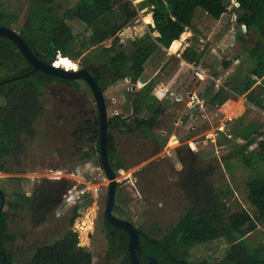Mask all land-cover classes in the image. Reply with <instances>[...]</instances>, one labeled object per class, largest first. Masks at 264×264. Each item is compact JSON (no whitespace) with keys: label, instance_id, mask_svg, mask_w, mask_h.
<instances>
[{"label":"rangeland","instance_id":"obj_1","mask_svg":"<svg viewBox=\"0 0 264 264\" xmlns=\"http://www.w3.org/2000/svg\"><path fill=\"white\" fill-rule=\"evenodd\" d=\"M77 1L55 0L51 10L60 13L63 8H72ZM139 3L135 2L137 5ZM231 3L227 12L217 21L201 9H196L188 30L193 34L187 36L188 42L189 46L202 54L200 64L212 79L201 83L193 78L186 67L183 68L176 83L182 100L176 103L171 115L158 118L156 122L146 121L144 115L133 113L132 105L125 96L126 92H132V81L120 79L110 82L112 79L105 77L104 63L118 50L116 46H112V39L99 47L83 49L79 41L87 37L89 31L77 20L67 21L76 39L72 45L66 47L72 51L66 57L77 69L92 66L94 70L91 72L101 75L107 120L115 115L127 119L130 117L129 126L123 132L117 129L110 131L118 157L127 168L115 172V205L123 212L119 214L114 211L113 214H123V218L131 221L144 235L160 239L164 231L176 223L187 209L188 202L191 201L188 192L194 190L193 184L199 186L203 181L208 183L211 187L210 194L217 198L223 219L214 225L215 230L206 229L203 232V241L190 250L188 261L192 263L203 260L214 263L222 258L227 244L219 234L223 232L230 215L242 210L252 216L256 214L247 201L245 188L253 171L245 169L241 160L235 156L239 145L243 143L235 134L241 128L254 123L264 138V111L248 103L245 95L233 94L229 102L219 108L207 105L202 100L203 111L198 105L190 109L186 105V93L198 95L211 83L230 87L233 81H242L256 63L249 55L251 48L259 41L264 48V39L259 40V35L264 30L263 25L250 16L243 19L246 24L238 23L242 13L235 11L233 0ZM0 7L7 14L17 15V22L11 29L18 35L21 27L29 31L37 23L34 16H31L35 4L30 0H0ZM147 14L144 10L140 12L129 29L125 28V31L123 29L119 33L123 47L148 32L145 22L148 17L149 20L151 18ZM156 36V33H152V37ZM59 56L60 51L55 59ZM165 59V54L155 52L145 64V75L151 74ZM180 67L179 63L171 59L169 66L161 70L158 77L164 79V76L178 71ZM15 70L8 69L7 73L12 74ZM0 73V76H4L6 71ZM115 83L116 88L113 87ZM134 84L137 89L142 87L138 81ZM251 90L254 96L260 95L264 100L262 79L256 80ZM39 93L42 114L34 124L35 136L23 142L24 152L19 155L21 171L0 173V190L4 193L2 210L9 213V232L15 235V242L9 247L14 253V260L17 264H30L34 261L37 263L40 258L50 254L52 249L49 248L58 244L72 229L77 234V241L75 250L68 254L71 258L69 262L119 264L120 260L106 259L108 239L104 230L103 212L108 181L101 168L99 154L92 152L89 143H82L80 148H72V135L77 123L82 117L95 116V100L82 83L78 91L73 87L53 83L39 90ZM3 104L4 100L0 98V106ZM178 120L180 123L175 125ZM161 131L165 133H160ZM190 132L193 139L184 140ZM149 134H161L167 139L161 151L155 155L154 150L161 142L150 141L147 138ZM209 135L211 139L207 138ZM255 148L256 145H252L250 150ZM12 168L19 169L16 165ZM257 171L264 178L262 166ZM57 172H61V175H56ZM15 179L22 182L16 183L13 181ZM43 179L52 182L64 181L62 185L66 184V188L61 196V204L49 214L35 218H32L24 205L17 211H11L6 202L12 204L17 199L14 191L20 188L24 194L22 200L24 197H32ZM72 217L74 220L70 222ZM247 241L249 245L264 243V222L247 235Z\"/></svg>","mask_w":264,"mask_h":264},{"label":"trees","instance_id":"obj_2","mask_svg":"<svg viewBox=\"0 0 264 264\" xmlns=\"http://www.w3.org/2000/svg\"><path fill=\"white\" fill-rule=\"evenodd\" d=\"M30 1L35 4L31 16H34L33 19L37 23L29 31H26L25 27H21L20 36L39 60L52 64L56 60L58 51L62 57H66L72 52L66 47L72 45L76 37L67 21L77 20L85 30L89 31V35L79 41L81 48H96L109 39H112V46L118 48L116 53L106 61L107 63H104L106 65L104 67L105 77H110L112 79L110 82L128 79L133 84L140 76L144 75L146 62L155 52L160 51V47L167 49L171 46L169 51L173 53L179 49L181 41L185 39L184 32L188 31L192 25L196 9H201L212 19L219 20L232 5L231 0H146L137 6L132 2L135 0H78L72 8H63L60 13H55L51 10L55 0ZM234 1L238 4L235 11L242 13L238 23L246 24L243 19L250 16L264 27V0ZM143 10L152 14V19L149 20L148 17L149 21L147 20L145 23H153V26H148V32L123 47L120 44L119 33L132 25ZM17 19L16 14H7L5 9L0 7V26L11 28ZM152 33H156L157 36L152 37ZM260 39H264V30L259 35ZM249 55L256 60V63L242 81H233L229 85L230 87L220 86L216 90L212 83L205 88L201 98L207 105L219 108L231 98L232 94L245 95L248 103L264 111V100L260 95L254 96L251 90L258 79H262L264 84V48L260 41L251 48ZM201 58L200 52L189 47L180 53L179 58L169 57L161 70L169 66L171 59L176 63L183 60L187 63L198 64ZM20 66L23 67L21 71L7 73L8 69H16ZM93 68L90 66L85 69L93 76L102 91V77L96 72L93 74L91 72L94 70ZM0 69L6 71L4 76H0V83L11 77L19 76L29 69L15 45L9 39L1 36ZM53 83L73 87L77 91L80 90V83H82L89 89L81 80H64L42 72H35L29 77L0 84V98L4 100V104L0 106V173L21 171L19 155L24 152L25 144L23 142L35 136L34 124L42 114L39 90ZM156 85L157 80L151 79L138 91L125 93L126 100L131 103L134 114L139 115L142 110L146 111L148 114L146 121L156 122L161 116L160 101L153 95ZM82 118L77 123L72 135V148L74 146L80 148L82 143H89L92 146V152L99 154L98 112L96 110L95 116L89 115ZM128 119L115 115L107 120L108 160L114 172L127 168L124 161L118 157L114 137L110 131L117 129L119 132H123L124 128L129 126ZM240 120L241 118L238 119V122ZM131 131L133 132L132 129ZM192 136L193 134L190 132L187 138ZM235 137L243 142L239 145L235 156L241 160L245 169L253 171L252 177L246 181L245 188L247 201L254 208L256 214L252 216L242 210L227 218L226 226L219 234V237L226 242L227 248L219 261L214 263L208 260L197 263L189 262V252L203 241L205 236L203 232L206 229L215 230L214 225L219 224L223 219V214L218 208L217 198L210 194V185L204 181L199 186L192 183L194 190L188 192L191 201L188 202L187 209L176 223L171 224L160 239H153L146 235L140 237V253L137 256L139 264H145L148 256L154 257L159 264H264V243L249 245L247 241V235L264 222V178L257 171L260 166L264 170V138L254 123L241 128ZM147 138L152 142H161L159 147L154 150L153 155L159 153L167 141L161 134H149ZM252 145H256V148L250 150ZM84 156L89 158L87 154ZM13 165L19 169H13ZM13 181L22 182L20 179ZM62 183L64 181L52 182L43 179L36 194L32 197H24V203L21 199L24 194L18 188L14 191L17 199L12 204L8 203L9 201L6 202V205L11 207V211H17L24 205L32 218L47 215L61 204V196L66 188V184L62 185ZM114 210L119 214L123 212L116 205ZM122 216L124 215L122 214ZM73 220L72 217L70 222ZM8 221L9 213L2 210L0 212V252L5 254V264H17L13 251L9 249L15 242V235L9 232ZM104 227L108 239L107 261L115 259L121 261L119 264H130L127 255L128 237L126 233L106 221ZM76 239V234L69 231L58 244L49 248L52 249L50 254L40 258L37 263L34 261L30 264H73V262H69L71 258L68 257V254L75 250ZM1 262L2 256L0 255V264Z\"/></svg>","mask_w":264,"mask_h":264},{"label":"water","instance_id":"obj_3","mask_svg":"<svg viewBox=\"0 0 264 264\" xmlns=\"http://www.w3.org/2000/svg\"><path fill=\"white\" fill-rule=\"evenodd\" d=\"M244 29V28H243ZM0 36L9 39L17 48L22 57L27 61V63L32 67L31 71L25 75L12 78L10 80H5L4 82L14 81L19 78H24L32 75L35 72H42L51 76H55L64 80H72L83 81L87 87L89 88L97 107L98 112V122H99V137H98V146H99V159L100 165L105 175V178L108 181L107 185V199L106 206L104 210V218L106 222L110 225L114 226L117 229H121L128 236V244H127V255L130 260V264H139L138 262V254L140 253V243L139 230L129 221L118 219L113 216L112 208L115 204V196L117 189L116 177L117 175L112 170L109 160H108V152H107V112L105 106V100L103 97V93L93 78V76L86 69H76V70H65L62 68H57L52 64L44 63L39 60L36 55L30 50L29 46L23 40V38L18 35L14 30L8 27L0 26ZM142 86L145 85L147 80L140 76L137 80ZM133 90L136 89V85L132 86ZM1 203H0V212L4 206V195L0 191ZM2 256L1 264H5V254L0 252ZM146 264H159L157 260L149 256L147 258Z\"/></svg>","mask_w":264,"mask_h":264},{"label":"crops","instance_id":"obj_4","mask_svg":"<svg viewBox=\"0 0 264 264\" xmlns=\"http://www.w3.org/2000/svg\"><path fill=\"white\" fill-rule=\"evenodd\" d=\"M136 1H141L139 4H141L142 2H144V1H146V0H144V1H142V0H135V1H132L133 2V4L135 5V6H137V4H135V2ZM145 11V10H144ZM148 13V12H147ZM148 16H150V18L152 19V14L151 13H148L147 14ZM217 21V20H216ZM152 22H153V20H152ZM148 26H153V23L152 24H147ZM127 29H129V27H126ZM244 28V27H243ZM134 29V28H133ZM190 29V28H189ZM126 29L124 28V31H125ZM185 34H184V36H185V39H184V41L181 43V46L179 47V49L176 51V52H174V53H171L170 51H169V49H170V47L169 48H167V49H165V48H163V47H160V52H162L163 54H165V56H166V59L164 60V62H162V64H161V66H159V67H157V68H153L154 70H153V72L151 73V74H149V75H145V73H146V70L144 71V75H143V77L147 80L146 82H148L149 80H151V79H156L157 80V85H156V87H155V89H154V91H153V95L155 96V97H157L158 99H159V101H160V108H159V110H161V116H160V118H165V117H168L169 115H171V111H172V109H175V107H176V103L177 102H180L181 100H182V94H180L179 92H177V89H176V83H178V74H179V72L183 69V68H185V66H181L180 68H179V70L178 71H176V72H173V73H169V74H167V76H164L165 78L163 79V78H160V77H158V74L161 72V67L163 66V64L165 63V61L167 60V58H169V57H171V56H175V57H177V58H179V54L182 52V51H184L186 48H192V49H194L196 52H199L196 48H194V47H192V46H189V42H188V38L189 37H187V36H189L190 34H193V33H191L190 31H188V32H184ZM179 39V38H178ZM180 40V39H179ZM175 41H177V40H175ZM174 42V41H173ZM172 42V43H173ZM171 43V44H172ZM181 61H183V60H179V62H181ZM178 62V63H179ZM183 62H185V61H183ZM185 63H187V62H185ZM200 63H201V61H200ZM200 63H198L199 65H201ZM196 64V63H195ZM152 70V69H151ZM205 71H206V73L208 74V76L212 79V77H211V75H209V73H208V71L206 70V69H204ZM126 81L127 82H129L128 81V79H126ZM117 82V81H116ZM117 83H115L114 85H113V87L114 88H116L117 86H115ZM133 85H135V84H133ZM132 84H131V88H132V86H133ZM177 87H178V84H177ZM138 87L136 86V89L135 90H133V88H132V91H138L139 89H137ZM141 88V87H140ZM180 91V90H179ZM192 93L191 92H189V93H186V95H187V97L189 96V95H191ZM201 95H202V93H198V96L200 97V100H202L204 103H205V100L204 99H202L201 98ZM233 95H235V94H233ZM235 96H237V95H235ZM231 99V98H230ZM230 99H228L226 102H229V100ZM201 101V102H202ZM226 102L224 103V104H226ZM206 104V103H205ZM223 104V105H224ZM186 105H187V103H186ZM187 108L189 109V107H188V105H187ZM175 112H177V111H175ZM140 114L143 116H145V118H148V114L146 113V111L145 110H142L141 112H140ZM132 116H133V113H132ZM180 123V121L178 120L176 123H174L175 125H178ZM161 133H165V131H161ZM175 140H176V138L175 137H173ZM172 138V139H173ZM173 139V140H174ZM189 139H193V137H190V138H187V135L184 137V140H189ZM192 145H194V144H192Z\"/></svg>","mask_w":264,"mask_h":264},{"label":"built area","instance_id":"obj_5","mask_svg":"<svg viewBox=\"0 0 264 264\" xmlns=\"http://www.w3.org/2000/svg\"><path fill=\"white\" fill-rule=\"evenodd\" d=\"M234 6L237 7L238 4L233 0ZM180 56V54H179ZM180 66H185L188 70L189 73L192 74L193 78L196 79L197 81L204 83L208 80H211V78L208 76V74L206 73V71L204 70V68L199 65V64H195V63H185L183 61L179 62ZM219 84L216 83L214 85L215 88H219ZM187 105L190 108H192L194 105H198L199 109L203 111V106H202V102L200 100V97L193 93L191 95L188 96V102ZM207 138L211 139V136L209 135ZM54 175L56 173H53ZM56 175H61V172H57Z\"/></svg>","mask_w":264,"mask_h":264},{"label":"flooded vegetation","instance_id":"obj_6","mask_svg":"<svg viewBox=\"0 0 264 264\" xmlns=\"http://www.w3.org/2000/svg\"><path fill=\"white\" fill-rule=\"evenodd\" d=\"M22 56V55H21ZM24 59V58H23ZM25 60V59H24ZM25 62H26V66H28L29 67V69H28V71H26L25 73H23V74H21V75H19V76H22V75H25V74H27V73H29L30 71H31V69H32V67L27 63V61L25 60ZM23 69V67L22 66H20V67H18V68H16V70L15 69H10V70H15V72H18V71H21ZM0 71H4L3 69H0ZM19 76H15V77H19ZM15 77H11L10 79H12V78H15ZM29 77V76H28ZM10 79H8V80H10ZM22 79V78H21ZM106 206V205H105ZM114 206H115V204H114ZM114 206H113V208H112V214H113V212L115 211L114 210ZM105 210V209H104ZM113 216L114 217H116V218H118V219H122V220H126V221H129V220H127V218H123V216H122V214L119 216V215H114L113 214ZM106 220H105V218H104V212H103V223L105 222ZM129 222H131V221H129ZM132 223V222H131ZM104 230H105V228H104ZM121 230V229H120ZM139 230V229H138ZM70 231L71 232H73L74 234H76V232L74 231V230H72V229H70ZM106 231V230H105ZM69 232V231H68ZM68 232L65 234V236L68 234ZM124 232V231H123ZM139 232H140V237H142V236H144V234L139 230ZM125 233V232H124ZM127 235V234H126ZM76 237H77V234H76ZM128 237V236H127ZM140 237H139V239H140ZM127 244H128V240H127ZM149 257V256H148ZM147 257V258H148ZM147 263V262H146ZM145 263V264H146Z\"/></svg>","mask_w":264,"mask_h":264},{"label":"bare ground","instance_id":"obj_7","mask_svg":"<svg viewBox=\"0 0 264 264\" xmlns=\"http://www.w3.org/2000/svg\"><path fill=\"white\" fill-rule=\"evenodd\" d=\"M53 66L54 67H57V68H62V69H65V70H76L77 67L74 63L71 62V60H69V58L67 57H62V56H59L55 62L53 63Z\"/></svg>","mask_w":264,"mask_h":264},{"label":"clouds","instance_id":"obj_8","mask_svg":"<svg viewBox=\"0 0 264 264\" xmlns=\"http://www.w3.org/2000/svg\"><path fill=\"white\" fill-rule=\"evenodd\" d=\"M54 62H55V61H54ZM54 62H53V63H54Z\"/></svg>","mask_w":264,"mask_h":264}]
</instances>
